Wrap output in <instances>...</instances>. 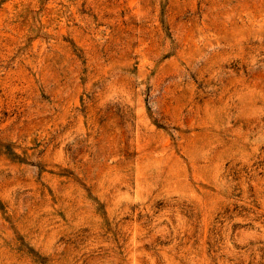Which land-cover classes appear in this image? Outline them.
<instances>
[{
	"label": "rangeland",
	"instance_id": "374dc122",
	"mask_svg": "<svg viewBox=\"0 0 264 264\" xmlns=\"http://www.w3.org/2000/svg\"><path fill=\"white\" fill-rule=\"evenodd\" d=\"M0 264H264V0H0Z\"/></svg>",
	"mask_w": 264,
	"mask_h": 264
}]
</instances>
